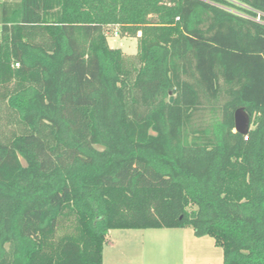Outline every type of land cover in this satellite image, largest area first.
<instances>
[{"label": "trees", "instance_id": "1", "mask_svg": "<svg viewBox=\"0 0 264 264\" xmlns=\"http://www.w3.org/2000/svg\"><path fill=\"white\" fill-rule=\"evenodd\" d=\"M187 226L264 264V0H0V264Z\"/></svg>", "mask_w": 264, "mask_h": 264}, {"label": "rangeland", "instance_id": "2", "mask_svg": "<svg viewBox=\"0 0 264 264\" xmlns=\"http://www.w3.org/2000/svg\"><path fill=\"white\" fill-rule=\"evenodd\" d=\"M117 29L115 26H106L105 27V33L107 36V41L110 47L112 48H120L123 53L127 55H132L136 52L137 50V40L135 37H130V36H120L117 33ZM127 230H137L140 232H144V236L142 237V240L140 243L137 241L135 242L134 238L131 237V239H124V238H117L115 241V248L113 251H125V248L128 247L130 244V241H134L135 246L140 244L141 248L146 249L147 257H154V259H159L163 256H166L167 259H170L173 261V257L178 256V251L177 248L180 245H186L188 248H192V237L191 235H194L193 230L190 226H187L186 229L184 230V236L181 237L180 235H177L174 230L169 229V228H152V229H114L110 231V234H118V233H126ZM190 233H193L190 235ZM120 235V234H119ZM196 237V236H195ZM196 239V238H193ZM199 240L195 241H200V244L197 243V246H202L203 249H210L214 248L215 249V254H217V259H220L221 254V249L219 246L214 244V241L211 237L209 236H203L201 238H197ZM208 243V244H207ZM110 244H113L111 237L109 240L106 239L104 243L105 250L107 252L108 248L110 247ZM127 244V245H126ZM133 244V243H131ZM134 246V245H133ZM195 246V245H193ZM164 248L168 249L169 255L164 254ZM190 252V250H188ZM112 252V250H111ZM213 256V261L215 262L216 260V255ZM164 258V261H166ZM222 259V256H221ZM173 264V263H172Z\"/></svg>", "mask_w": 264, "mask_h": 264}, {"label": "crops", "instance_id": "3", "mask_svg": "<svg viewBox=\"0 0 264 264\" xmlns=\"http://www.w3.org/2000/svg\"><path fill=\"white\" fill-rule=\"evenodd\" d=\"M148 229V228H147ZM152 229V228H149ZM156 229V228H154ZM174 230L177 235L184 236V230L186 227L183 228H169ZM114 230V229H111ZM108 231L106 239L109 240L111 237L113 244H110V247L108 248L107 252L105 250V247L103 246V252H102V264H222V259L220 256V259H217V254H215V249L212 247L210 249H203L202 246H197V243L200 244V241L197 239L198 237L195 235H191L193 233H190L192 237V248H188L186 245H180L176 251H178V256L173 257V261L170 259H167L166 256H163L159 259H154V257H147L146 249L141 248L140 244L135 246L134 241L140 243L142 240V237L144 236V232H140L137 230H127L126 233H118L112 235L110 234V231ZM120 234V235H119ZM134 238V241H130L128 247L125 248V251H113L115 248V241L117 238H124V239H131ZM203 237V236H201ZM199 237V238H201ZM196 238V239H193ZM133 243V244H131ZM208 244V243H207ZM127 245V244H126ZM134 245V246H133ZM112 250V252H111ZM164 254H168V249L164 248ZM190 250V252L188 251ZM216 255L215 262L213 261V256ZM164 258H166L164 261Z\"/></svg>", "mask_w": 264, "mask_h": 264}, {"label": "water", "instance_id": "4", "mask_svg": "<svg viewBox=\"0 0 264 264\" xmlns=\"http://www.w3.org/2000/svg\"><path fill=\"white\" fill-rule=\"evenodd\" d=\"M172 99V96H170V102ZM234 123V131L240 134H246L250 125L249 115L242 108L236 109L234 112Z\"/></svg>", "mask_w": 264, "mask_h": 264}]
</instances>
